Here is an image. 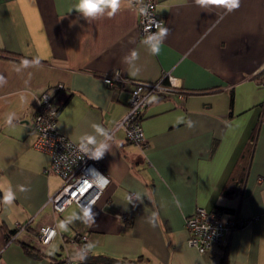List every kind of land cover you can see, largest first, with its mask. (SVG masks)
Returning <instances> with one entry per match:
<instances>
[{"label":"crops","instance_id":"1","mask_svg":"<svg viewBox=\"0 0 264 264\" xmlns=\"http://www.w3.org/2000/svg\"><path fill=\"white\" fill-rule=\"evenodd\" d=\"M139 1L122 0L114 17L91 19L74 10L78 0H0V264L82 261L68 241L76 231L95 245L84 255L92 264H264V217L202 253L187 243L185 226L198 206L244 218L264 213V82L254 77L264 69V0H241L231 13L157 0L170 32L155 56L138 34ZM163 74L175 92L154 96L144 109L140 148L117 126L128 110L129 80ZM105 76L125 80L111 87ZM44 91L60 106L58 131L107 145L99 161L110 181L91 219L75 202L59 213L48 203L62 179L45 171L49 155L33 146ZM181 116L194 126L177 124ZM130 190L135 205L125 200ZM9 191L11 205L2 199ZM17 223L25 228L11 239ZM45 223L58 233L40 249L34 242Z\"/></svg>","mask_w":264,"mask_h":264},{"label":"built area","instance_id":"2","mask_svg":"<svg viewBox=\"0 0 264 264\" xmlns=\"http://www.w3.org/2000/svg\"><path fill=\"white\" fill-rule=\"evenodd\" d=\"M138 13V34L145 40L149 31H157L155 24L159 22L164 26L163 16L157 12V0H142L134 4ZM147 13L142 14V9ZM167 74H163L155 81L129 80L131 84L128 110L117 126L125 130L127 140L140 148L146 146V139L141 127V116L151 99L158 95H170L175 92L172 85L165 82ZM125 79L105 76L104 81L111 87H118V81ZM58 87V86H57ZM59 104L51 92L44 91L37 97V108L32 118L35 131L34 148L42 150L49 155V164L46 172L58 174L62 183L58 190L49 197L48 203L54 212H62L67 205L77 203L81 209L89 210L98 200L110 179L106 169L99 160L93 159L95 145L75 142L62 134L56 128V119ZM100 143L105 144V140ZM107 181L105 185L104 182ZM125 200L135 205L137 196L134 191H127ZM122 221H128L125 212L116 214ZM264 217V213L251 218H244L236 212L206 209L198 206L192 214L185 217V226L188 230L187 243L195 247L200 253L212 245H225L230 233L245 226L253 220ZM25 225L17 223L15 232L10 236L14 239L16 233L23 230ZM55 223H45L39 226L35 239V246L43 249L56 235ZM87 232H74L68 241L74 244L81 255L86 254ZM62 264H77V260L66 258Z\"/></svg>","mask_w":264,"mask_h":264},{"label":"clouds","instance_id":"3","mask_svg":"<svg viewBox=\"0 0 264 264\" xmlns=\"http://www.w3.org/2000/svg\"><path fill=\"white\" fill-rule=\"evenodd\" d=\"M194 3L201 7L206 8L208 6H222L229 13L237 10L240 7L241 0H194ZM122 6V0H78L76 5L74 6V10L81 13L86 18L96 19L100 16H103L105 12H107V16L109 18L114 17L120 10ZM147 13V8L142 9V14ZM157 27V31L154 33L149 31L146 35L144 43L149 46L148 51L151 55H159L161 51V46L164 40L169 35V28L164 27L157 22L155 24ZM130 58L132 60H136L139 58L138 52L133 50L130 54ZM129 57H125V62H128ZM27 65L28 62L25 61ZM136 73H139V68L136 69ZM4 83V78L0 77V84ZM14 114H10L6 120L7 124H11V119ZM186 123L187 127L191 128L194 126V122L191 120L185 121L184 117L177 118V124ZM93 127L97 130V132L101 135H107L106 130L99 124H94ZM87 144L95 145V150L93 152L92 158L99 160L103 157L104 152L107 148V145L104 143H100L97 141L95 136H87L86 137ZM104 184H107L105 180ZM23 190V188H21ZM3 202L5 204L11 205L15 200V195L13 192L9 191L7 194L3 196ZM85 217L91 219L90 210L84 212ZM89 249H93L95 245L89 244L87 245ZM83 255L80 256V259H84Z\"/></svg>","mask_w":264,"mask_h":264},{"label":"trees","instance_id":"4","mask_svg":"<svg viewBox=\"0 0 264 264\" xmlns=\"http://www.w3.org/2000/svg\"><path fill=\"white\" fill-rule=\"evenodd\" d=\"M254 77H257L259 79L260 82H264V69L258 73H256L254 75ZM123 85V82L118 81V87H121ZM158 96H164V95H158ZM144 112V111H143ZM143 115V114H142ZM142 117V116H141ZM215 208L219 209V210H228L224 207L221 206H216ZM85 254H83L84 256ZM77 264H92L91 262H89L88 260H85V258L82 261H78Z\"/></svg>","mask_w":264,"mask_h":264},{"label":"rangeland","instance_id":"5","mask_svg":"<svg viewBox=\"0 0 264 264\" xmlns=\"http://www.w3.org/2000/svg\"><path fill=\"white\" fill-rule=\"evenodd\" d=\"M221 259V258H220Z\"/></svg>","mask_w":264,"mask_h":264}]
</instances>
